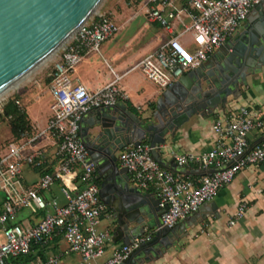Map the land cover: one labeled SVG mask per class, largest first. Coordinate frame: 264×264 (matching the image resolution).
<instances>
[{
    "label": "built area",
    "instance_id": "obj_1",
    "mask_svg": "<svg viewBox=\"0 0 264 264\" xmlns=\"http://www.w3.org/2000/svg\"><path fill=\"white\" fill-rule=\"evenodd\" d=\"M263 0H130L144 8L151 22L158 23L170 36L159 47L144 55L132 69H139L146 79L161 91L188 71L201 66L211 54L223 46L248 18L252 8ZM120 31V25L106 12L84 22L62 46L49 76L50 116L44 127L24 132L0 148V190L4 201L0 210V264L27 255L35 244H44L61 235L67 242L64 253L80 256L77 264H99L97 260L112 241V232L101 229V216L107 213L99 196L95 166L80 138L83 116L93 109L114 105L126 97L118 84L123 74L111 69L112 78L91 90L73 78L76 67L87 52H100L102 44ZM6 98V97H5ZM4 98V99H5ZM3 99V100H4ZM5 101H0V113ZM16 103L24 106L21 100ZM264 128V118L253 114L247 106L231 110L214 120L216 144L201 155L173 152L179 166L199 162L204 168H215L199 180H191L161 166L149 143L123 148L118 158L137 186H154L164 210L163 225L174 226L207 202L229 184L244 168L264 161V141L250 147L248 136L254 129ZM53 148L57 165L52 172L40 174L38 185H25L26 166H42L45 153ZM64 197L46 199L42 190L56 184ZM23 209L44 212L35 223L17 220ZM247 210L241 202L230 220L234 225ZM145 233L131 244L114 249L102 264H118L134 249L149 241ZM61 255H52L41 264H59Z\"/></svg>",
    "mask_w": 264,
    "mask_h": 264
},
{
    "label": "water",
    "instance_id": "obj_2",
    "mask_svg": "<svg viewBox=\"0 0 264 264\" xmlns=\"http://www.w3.org/2000/svg\"><path fill=\"white\" fill-rule=\"evenodd\" d=\"M102 0H0V94L59 49L97 10ZM243 30L236 31L207 62L164 89L148 115L124 101L93 109L83 116L80 138L98 175L99 196L110 213L113 240L131 244L147 230L149 241L118 264H144L158 259L181 239L183 221L163 225L160 198L131 180L119 163V152L143 142L159 146L195 115L212 116L240 94L248 76L264 67V0L251 10ZM169 166H177L174 161ZM213 170L207 172L211 173ZM208 203V202H207ZM204 203L199 210H202ZM198 210V211H199Z\"/></svg>",
    "mask_w": 264,
    "mask_h": 264
},
{
    "label": "crops",
    "instance_id": "obj_3",
    "mask_svg": "<svg viewBox=\"0 0 264 264\" xmlns=\"http://www.w3.org/2000/svg\"><path fill=\"white\" fill-rule=\"evenodd\" d=\"M133 10L128 22L120 25V29L141 16L137 30L140 36L138 46L125 55L122 50H112L113 46L108 45L110 41H105L103 53L90 51L84 55L73 73V78L76 82L83 83L94 90L112 78L111 69H113L116 73L123 74L118 84L123 88L126 97L120 101H124L134 112L148 115L162 91L146 79L139 69H130L144 55L156 50L161 41L170 36V33L158 23L151 22L141 5H137V9ZM122 16L119 14L116 18L120 19ZM246 24L247 20L238 30H243ZM221 47L217 48L211 56ZM46 92L47 95L44 98L35 95L34 101L22 98V103L27 108L29 117L36 128L44 127L50 116L49 84ZM241 106H247L254 115L264 118V67L261 72L248 76L247 84L240 87L239 95L229 98L225 110L218 108L212 116L195 115L183 124L174 136L168 134L166 144L159 146L161 166L191 180H199L207 172L215 170L213 167L204 168L199 162L185 166L177 165L175 168L169 166V163L171 161L176 163L173 152L201 155L210 150L217 141L213 130L214 120ZM248 141L250 147L264 141V128L252 130ZM45 159L54 170L57 160L54 158L52 147H48ZM40 174L34 168L26 166L23 174L24 184L34 185L39 180ZM95 174L99 184L98 175L96 172ZM54 186L60 190L59 183ZM146 190L158 195L154 186ZM58 199L64 202L61 198ZM241 202L247 204L246 213L236 224L231 225L230 220ZM40 218L41 215H32L25 216L19 221L32 224ZM181 224L184 228L178 233L182 236L178 244L167 249L160 258L144 264H264V161L240 171L233 181L220 189L212 201L194 214L193 219L183 221ZM100 228L112 229L113 233L110 213L107 212L101 216ZM146 233H149V230ZM122 245L121 240L116 242L112 239L106 247L105 254L97 262L104 263L112 256L114 249ZM67 247V242L59 235L44 244H35L29 254L10 261L12 264H41L52 255H61L59 264H77L80 256L75 253H64Z\"/></svg>",
    "mask_w": 264,
    "mask_h": 264
},
{
    "label": "rangeland",
    "instance_id": "obj_4",
    "mask_svg": "<svg viewBox=\"0 0 264 264\" xmlns=\"http://www.w3.org/2000/svg\"><path fill=\"white\" fill-rule=\"evenodd\" d=\"M130 0H102L100 5L98 6L95 13L91 16H95L100 12H106L109 16H111L119 25H122L125 22H128L129 18L133 14V9H137V3H129ZM119 14L123 16L120 19H117ZM141 16L137 17L134 21H132L129 25H125L120 29V31L114 37L108 39V45L113 46L112 50H122L125 55H128L134 48H136L139 44V33L137 30L140 26ZM105 42L101 46V52L103 53L105 50ZM63 46V45H62ZM62 46L53 54L51 57L47 58L41 65H39L34 71H32L27 78L22 80L19 87L10 91V93L6 96L3 101L14 94H22V98H26L27 100L34 101V96L38 95L44 98L47 95L48 83L46 82L49 73L52 71L54 67L55 61L59 58L61 53ZM31 106V105H30ZM27 109V108H26ZM45 111V109H43ZM12 134L8 127V124L5 120L0 119V148L6 145L8 142L12 140ZM37 183L34 184L35 187ZM41 195L45 198L49 199L51 197L57 196L64 200L63 195L61 194L59 188L54 186L52 190H44L41 192ZM60 200V199H59ZM4 201V194L0 190V205ZM41 211L38 213H32L28 209H23L17 215V220L24 218L25 216L32 215H40ZM112 231V229H108Z\"/></svg>",
    "mask_w": 264,
    "mask_h": 264
},
{
    "label": "trees",
    "instance_id": "obj_5",
    "mask_svg": "<svg viewBox=\"0 0 264 264\" xmlns=\"http://www.w3.org/2000/svg\"><path fill=\"white\" fill-rule=\"evenodd\" d=\"M51 79L52 78L48 76L46 82L49 84L51 82ZM20 98V94H14L10 96L3 106V112L0 113V119L5 120L8 124V127L13 137L12 140H17L21 137L22 133L32 132L34 129V125L29 117L26 107L20 106L16 103L17 100H21ZM31 167L34 168L36 171L40 172L41 174L53 171L52 165L48 163H45L42 166L32 165ZM43 191L44 190H42L41 192ZM43 214L44 212L40 213L41 216Z\"/></svg>",
    "mask_w": 264,
    "mask_h": 264
},
{
    "label": "bare ground",
    "instance_id": "obj_6",
    "mask_svg": "<svg viewBox=\"0 0 264 264\" xmlns=\"http://www.w3.org/2000/svg\"><path fill=\"white\" fill-rule=\"evenodd\" d=\"M68 40H69V39H68ZM68 40H67V41H68ZM67 41H66V42H67ZM66 42H65V43H66ZM65 43H64V44H65ZM64 44H63V45H64ZM57 50H58V49H57ZM57 50H56V51H57ZM56 51H55V52H56ZM55 52H54V53H55ZM54 53H53V54H54ZM53 54H51V55H53ZM51 55H50L49 57H51ZM49 57H47V58H49ZM47 58H46V59H47ZM46 59H45V60H46ZM45 60H44V61H45ZM44 61H42L41 63H43ZM41 63H40L39 65H41ZM39 65H37L32 71H34ZM32 71H31V72H32ZM31 72H30V73H31ZM30 73H28L26 76H24V77H23L22 79H20L19 81L15 82L13 85H11V86H10L7 90H5L3 93H1V94H0V101H1V99L3 100V99H4V98L10 93V91H12L13 89L19 87L21 81H22V80L24 81V79L27 78L28 75H29Z\"/></svg>",
    "mask_w": 264,
    "mask_h": 264
}]
</instances>
